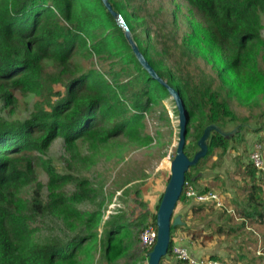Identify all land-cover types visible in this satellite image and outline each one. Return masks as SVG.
Wrapping results in <instances>:
<instances>
[{
    "label": "trees",
    "instance_id": "1",
    "mask_svg": "<svg viewBox=\"0 0 264 264\" xmlns=\"http://www.w3.org/2000/svg\"><path fill=\"white\" fill-rule=\"evenodd\" d=\"M108 1L141 53L182 97L188 113L185 153L190 159L200 150L198 142L206 128H217L208 138L207 156L187 172L177 207L189 206L195 216L218 213L220 219L230 213L226 204L200 203L188 199L186 191L189 186L200 194L214 191L197 187L202 169L214 156L227 160L235 152L242 178L229 180L233 186L238 183L246 197L237 211L243 220L240 227L264 225L262 176L247 155L242 159L239 154L247 134L259 133L263 127L247 128L225 96L250 101L264 95L260 60L264 0H187L201 22L194 23L182 40L165 20L154 18L144 1ZM80 57L91 65L84 68ZM200 57L213 62L224 79L228 77L229 90L202 67ZM170 98L139 63L125 28L102 0H0V264H80V255L96 245L102 222L100 209L81 207L98 198L84 172L118 148L131 151L151 145L149 117ZM21 104L26 117L18 110ZM229 126L239 128L230 137L223 133ZM58 140L65 152L63 171L46 158ZM216 161L212 169L221 165ZM140 192L139 188L133 196ZM162 197L154 212L152 204L139 203L144 208L136 223L139 238L144 225L158 230ZM146 202H150L147 196ZM103 205L104 201L100 208ZM174 217L169 253L161 264L173 255L174 236L183 228L174 225ZM49 218L62 222L74 237L45 240L39 225ZM233 220L227 218L229 223ZM129 222L121 212L105 223L100 246L106 262L120 261L130 253ZM194 232L198 229L189 232L191 238ZM155 245L144 249L147 257ZM190 252L226 263L218 256Z\"/></svg>",
    "mask_w": 264,
    "mask_h": 264
},
{
    "label": "rangeland",
    "instance_id": "2",
    "mask_svg": "<svg viewBox=\"0 0 264 264\" xmlns=\"http://www.w3.org/2000/svg\"><path fill=\"white\" fill-rule=\"evenodd\" d=\"M136 2L139 0H135ZM149 9L153 12V16L156 20H165L173 33L182 40L183 37L190 31L192 25L197 22H201L199 17H195L194 11L188 4L187 0H142ZM119 23L123 26L125 23L121 18L118 19ZM264 23V17H263ZM124 27V26H123ZM139 34L142 35V31L139 30ZM133 37V36H132ZM264 37V31H263ZM134 39V38H133ZM82 61L84 68L91 65L90 62L79 58ZM199 63L209 73H211L217 80V84L229 90L232 86L228 82V77L224 79L220 70L210 60L200 57ZM261 62L264 64V50L260 57ZM98 64V67H101ZM225 96L228 99L229 105L232 110L242 120L243 124L250 129H257L263 127L259 133L251 132L246 136V144L244 148L239 152L242 159L245 155L248 156L252 152L255 143H263L260 139L264 138V95L259 96L256 99L245 101L240 100L237 97ZM170 100H163L149 117L148 132L153 137V143L147 147L133 149L131 151L118 148L114 153L106 155L96 165L86 170L84 173L89 177L95 187L98 190V198L96 203H85L81 207L88 211L101 210L102 222L98 228L97 238L94 241L96 245L90 247L87 251H84L80 257V264H108L103 258V250L101 249L100 242L103 241L105 234L104 225L117 213L123 212L125 217L131 224V236L129 237L132 247L128 256L120 261L121 264H126L127 261H132L136 264L137 261H147L148 257L144 253V248L140 242L138 236L139 227L136 226L137 218L142 212L141 201L145 204H152L150 210L155 211L161 196L164 194L168 185V179L171 176V163L176 156V152L179 144L180 133V119L179 112L175 103ZM28 105L31 106L32 100H26ZM24 105L21 104L18 110L21 112V116H27V112L24 109ZM1 111V109H0ZM227 132H223L227 136H232L239 130L238 127L229 126ZM260 140V141H258ZM238 154L231 152L227 160L217 159L214 156L205 168L202 169L200 176V185L197 187H209L210 189L223 194L225 204L228 210L231 212H225L224 217L221 219L224 223L230 224L227 221L229 217H238V208L245 201V193L237 186L238 183L233 186V181L229 180L232 176L236 179H241L242 174L238 173L237 158ZM46 158L52 160L54 165L61 171L65 169V152L62 147L61 141H56ZM217 160V161H216ZM246 160V158H245ZM216 161L221 163L217 168L212 169V163ZM243 171V169H241ZM218 175L222 178L218 179ZM40 176L45 179L43 172L40 171ZM225 184V185H223ZM140 188V194L134 197L136 190ZM143 190H146L143 192ZM150 202H146V197ZM137 198V199H136ZM141 199V200H140ZM138 200V202H136ZM234 200L238 205H234ZM104 201L103 207L100 208L99 204ZM178 209V207H177ZM177 209L175 211V217L178 216ZM223 211H219L222 213ZM226 218V219H225ZM264 230V225L259 226ZM42 236L45 240L51 241L60 239L63 241L70 240L74 237L73 231L69 230L62 222L57 219H47L46 223L39 225ZM146 229V225L142 227ZM227 229V228H226ZM130 230V229H129ZM98 239V242H97ZM247 239V238H246ZM88 245H85L86 247ZM79 252V250H77ZM147 257V260H145ZM226 263H233L225 261ZM247 264H264L262 261H246ZM119 263V264H120ZM130 264V263H129ZM144 264V263H142ZM234 264V263H233Z\"/></svg>",
    "mask_w": 264,
    "mask_h": 264
},
{
    "label": "crops",
    "instance_id": "3",
    "mask_svg": "<svg viewBox=\"0 0 264 264\" xmlns=\"http://www.w3.org/2000/svg\"><path fill=\"white\" fill-rule=\"evenodd\" d=\"M235 203L237 201H234ZM229 212L231 211L229 210ZM177 214L178 224L183 228L175 234L174 240L180 239L197 256H218L223 261L237 264H247L246 261L264 262V230L258 225L249 224L246 228H241L240 224L243 220L237 217L229 225L226 224L223 227L224 223L218 213L195 216L189 206H179ZM220 228H222V232L218 231ZM193 229H198V233H192L191 238L189 232ZM120 262L122 263V261L107 263L119 264ZM146 262L137 261L136 264H145ZM129 263L133 264L132 261L126 262V264ZM165 264H177V261L168 258Z\"/></svg>",
    "mask_w": 264,
    "mask_h": 264
},
{
    "label": "water",
    "instance_id": "4",
    "mask_svg": "<svg viewBox=\"0 0 264 264\" xmlns=\"http://www.w3.org/2000/svg\"><path fill=\"white\" fill-rule=\"evenodd\" d=\"M109 12L116 18L120 19L117 12L114 11L112 5L108 0H102ZM125 28V35L128 39L134 54L136 55L139 63L142 67L150 74V76L157 80L162 86H164L172 99L174 100L176 107L179 112L180 119V133H179V144L176 152V156L171 163V176L163 194L158 212H157V241L153 251L148 255V264H161L164 257L168 256L169 248L171 245V229H172V219L174 213L177 209V204L184 192V187L186 185V174L191 167L198 165V163L204 159L208 152V138L212 130H216L215 126H210L206 128L203 136L198 142L200 150L195 154L193 159H190L185 153V148L187 145V127H188V113L184 104L182 97L179 92L171 87L165 80H163L152 65L148 62L146 57L141 53L138 45L134 41L131 31L125 23L123 24ZM174 225L178 224V218L174 219Z\"/></svg>",
    "mask_w": 264,
    "mask_h": 264
},
{
    "label": "built area",
    "instance_id": "5",
    "mask_svg": "<svg viewBox=\"0 0 264 264\" xmlns=\"http://www.w3.org/2000/svg\"><path fill=\"white\" fill-rule=\"evenodd\" d=\"M250 163L256 168L262 176L264 183V144L255 143L252 152L249 154ZM188 199L195 200L200 203H210L216 201L218 207H223L225 203L222 201L218 192L211 191L208 194H200L193 186H189L186 191ZM226 206V205H225ZM158 231L153 227H147L140 235V241L144 248L152 247L156 244ZM171 258L177 262L182 261L187 264H227L218 260H212L207 257H196L191 254L190 249L185 246L180 239L174 240Z\"/></svg>",
    "mask_w": 264,
    "mask_h": 264
}]
</instances>
